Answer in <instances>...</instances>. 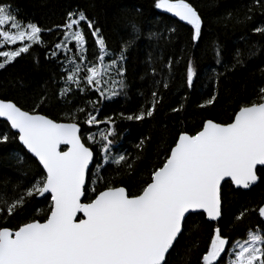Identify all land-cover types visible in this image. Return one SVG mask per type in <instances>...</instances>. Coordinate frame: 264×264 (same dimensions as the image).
<instances>
[{"label":"snow or ice","instance_id":"6c2138e0","mask_svg":"<svg viewBox=\"0 0 264 264\" xmlns=\"http://www.w3.org/2000/svg\"><path fill=\"white\" fill-rule=\"evenodd\" d=\"M155 8L190 25L191 39L197 42L201 17L186 0H156ZM62 29L63 40L55 44V50L46 58L56 57L59 50L72 52L68 45L74 42V56L78 59L65 57L66 86L60 97H66L75 86L80 93L87 87L103 98L101 85L106 76L113 85L111 95L118 94L117 84L122 91L123 80L115 77L124 75L122 61L127 45L118 56L110 53L101 29L83 11L68 13ZM42 31L36 23L20 22L11 5L0 4V49L19 42L15 50H0L3 58L0 69L28 53L34 45H41ZM255 32L264 35V27L255 28ZM90 40L98 50L94 60L87 55ZM220 55L217 52L218 62ZM106 57H113L107 65ZM234 60L236 64L242 62L240 50ZM186 76L191 87L194 77L191 61ZM164 87H168L166 82ZM151 96V107L123 118L142 121L146 116L152 117L159 96L156 91ZM215 100L213 95L199 107L212 105ZM43 102L41 98L40 103ZM77 111L83 113L85 108ZM0 118L10 126V131H0V144L6 143L10 136L18 137L43 170H37L24 191L13 188L11 196L7 192L0 194V219L5 220L4 226H0V264H168L170 250L183 235L188 216L197 214L208 222L219 221L223 216V184L230 181L237 189H249L258 181L257 166L264 167V88L259 89L255 100L242 105L230 122L206 120L194 135L181 133L162 166L151 172L139 191L131 192L126 186L109 181L100 191L93 186L94 196L87 202L82 197L86 195V174L94 153L78 135L75 113L69 122L61 123L35 110H22L13 102L0 100ZM85 123L108 126L99 133V139L88 137L89 143L100 144L103 164L110 163L117 169L122 165L131 168V164H126V154L110 155L113 143L110 137L115 135L112 117L101 121L89 112ZM61 145L67 146V150L61 149ZM103 164L98 163L97 171L93 172L94 184L104 180L99 171ZM46 194L50 195L51 203L43 221L26 220L14 229L7 226L5 213L11 218L23 216L33 200ZM247 211L241 210L235 221H241ZM253 211H258L264 221V206ZM229 243L222 229L215 227L200 264H264V225L249 229L246 238L231 243L230 248ZM222 254L229 259L225 261Z\"/></svg>","mask_w":264,"mask_h":264},{"label":"trees","instance_id":"16d2710c","mask_svg":"<svg viewBox=\"0 0 264 264\" xmlns=\"http://www.w3.org/2000/svg\"><path fill=\"white\" fill-rule=\"evenodd\" d=\"M155 2L0 0V4L11 5L20 22L36 23L43 30L41 45H34L28 53L0 69V99L11 101L22 110H35L56 122H69L72 114H76L82 140L94 153L87 175L85 202L94 196L93 186L100 191L109 181L126 186L131 192L139 191L151 172L162 166L165 155L181 133L194 135L206 120L230 122L234 113L255 100L259 89L264 88V35L255 32V28L264 27V0H186L202 21L196 43L191 39V27L169 13L158 11ZM78 11H83L101 29L110 53L118 56L127 45L122 61L124 75L117 76V80H123V90L117 84L118 94L110 99L102 98L98 91L86 86L84 93L73 86L66 97H60L61 89L66 86L65 58L60 54L46 57L63 40L62 26L68 13ZM83 27L86 29V25ZM87 47V55L94 60L98 54L94 41L90 40ZM237 50L242 53L240 64L234 60ZM217 52L221 54L219 62ZM112 58L106 57L105 63H111ZM189 61L194 68L191 87L186 76ZM153 91L158 93L159 103L152 117L146 116L142 121L123 118L151 107ZM213 95L216 100L212 105L199 107ZM81 107L85 112L77 111ZM89 112L101 121L113 118L115 135L110 137L113 141L110 155L126 154V164H131V168L122 165L117 169L110 163L103 164L100 144L89 143L88 137L99 139V133L108 126L103 123L89 126L85 123ZM0 131L10 129L0 121ZM98 163L103 164L99 171L104 180L94 184L93 172L97 171ZM37 170L42 172L16 136L0 144V194L7 192L11 196L13 188L24 191ZM257 175L259 182L249 191L235 190L228 182L223 184V216L218 222L209 223L202 215H189L183 235L170 250L168 264H200L211 232L217 226L229 239L230 248L231 243L246 238L249 229L264 225L258 211H253L264 204V167L257 170ZM50 203V197L36 198L23 216L11 218L5 213L7 226L14 229L26 220L43 221ZM245 209L248 211L244 218L236 222L235 216ZM4 223L0 219V226ZM223 256L227 261V256Z\"/></svg>","mask_w":264,"mask_h":264},{"label":"rangeland","instance_id":"374dc122","mask_svg":"<svg viewBox=\"0 0 264 264\" xmlns=\"http://www.w3.org/2000/svg\"><path fill=\"white\" fill-rule=\"evenodd\" d=\"M158 11H160V12H163L162 10H159V9H157ZM163 13H166V12H163ZM19 46V42L17 43V45H9V46H6V47H4V48H2V49H0V50H15V48L16 47H18ZM69 48L70 49H72V52H69V53H65L63 50H59V51H57V54H60L61 56H63L64 58L66 57V56H73V58H77V57H75L74 56V52H75V44H74V42H71V43H69ZM78 59V58H77ZM3 61V58L2 57H0V62H2ZM65 62H66V65H67V60L65 59ZM107 64H109V63H105V65H107ZM194 69V68H193ZM194 78V77H193ZM108 79H109V77L108 76H106L105 77V81H104V83L101 85V88L103 89V91L105 92V96H104V98L107 100V99H110V98H108L110 95H111V93H110V89H112L113 88V85L111 84V83H109L108 82ZM115 79L117 80V77H115ZM115 89H116V85H115ZM116 92H117V89H116ZM114 95H111V98L113 97ZM223 255V254H222ZM227 259H229V257H227Z\"/></svg>","mask_w":264,"mask_h":264},{"label":"water","instance_id":"95a60500","mask_svg":"<svg viewBox=\"0 0 264 264\" xmlns=\"http://www.w3.org/2000/svg\"><path fill=\"white\" fill-rule=\"evenodd\" d=\"M170 14V13H169ZM171 15V14H170ZM172 16V15H171ZM174 19H176L178 22H180V23H182V24H186L185 22H183V21H180L177 17H174V16H172ZM188 25V24H187ZM190 26V25H189ZM191 27V26H190ZM1 100V99H0ZM4 101V100H3ZM6 102H11V101H6ZM0 121H2V122H4V123H6V121H3V119L2 118H0ZM61 123H66V122H61ZM9 127V129H10V126H8ZM80 128V127H79ZM78 135H80L81 136V129H80V131H79V133H78ZM17 139H18V137H17ZM18 142H19V140H18ZM20 144V143H19ZM21 145V144H20ZM21 147L23 148V146L21 145ZM61 147V149H63V150H67V146H64V145H61L60 146ZM24 149V148H23ZM24 151L27 153V151H26V149H24ZM29 156H31V154L30 153H27ZM32 157V156H31ZM34 160H35V158L34 157H32ZM36 161V160H35ZM37 163H38V161H36ZM93 162H94V160H93ZM93 162L90 164V169H91V167H92V165H93ZM38 165H39V163H38ZM41 167V169H42V166H40ZM260 168H263V167H261V166H257V170L258 169H260ZM43 171V170H42ZM87 175H88V173L86 174V179H87ZM258 182H259V178H258V181H257V183L255 184V185H253V186H251L249 189H237L234 185H232L231 184V182L230 181H228V183H230L231 185H232V187L235 189V190H241V191H249L250 189H252L253 187H255L257 184H258ZM227 183V182H226ZM46 197H50V195H48V194H46ZM43 198H45V197H37V199L38 200H40V199H43ZM82 199H84V197H82ZM50 200H51V198H50ZM262 206H264V204L262 205ZM81 214H78V217L80 216ZM192 215H195V214H192ZM261 220V219H260ZM262 221V220H261ZM208 222V221H207ZM218 222V221H217ZM263 223H264V221H262ZM209 223H216V222H209ZM175 244V243H174Z\"/></svg>","mask_w":264,"mask_h":264}]
</instances>
